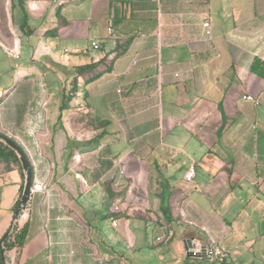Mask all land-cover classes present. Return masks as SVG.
I'll list each match as a JSON object with an SVG mask.
<instances>
[{
  "label": "crops",
  "instance_id": "obj_1",
  "mask_svg": "<svg viewBox=\"0 0 264 264\" xmlns=\"http://www.w3.org/2000/svg\"><path fill=\"white\" fill-rule=\"evenodd\" d=\"M6 4L0 134L45 191L2 264H264V0ZM23 175L0 164V238Z\"/></svg>",
  "mask_w": 264,
  "mask_h": 264
},
{
  "label": "trees",
  "instance_id": "obj_2",
  "mask_svg": "<svg viewBox=\"0 0 264 264\" xmlns=\"http://www.w3.org/2000/svg\"><path fill=\"white\" fill-rule=\"evenodd\" d=\"M95 65H88L85 67L77 68L78 73H82L85 71H89L93 69ZM5 136L0 134V164L4 166V169L6 171L12 170L14 167H17L20 171L22 176V168L20 164V160L18 158V155L14 150H12L9 146H7L4 142ZM23 187H21V193H22ZM19 201L16 204L15 211L19 208ZM25 234H26V225H23L22 227H18L17 224H15L11 231H8L0 238V254L9 252L11 250H19L24 243L25 240ZM0 264H2V261L0 259Z\"/></svg>",
  "mask_w": 264,
  "mask_h": 264
},
{
  "label": "water",
  "instance_id": "obj_3",
  "mask_svg": "<svg viewBox=\"0 0 264 264\" xmlns=\"http://www.w3.org/2000/svg\"><path fill=\"white\" fill-rule=\"evenodd\" d=\"M4 142L12 150H14L16 152V154L18 155V158H19L20 164H21V168L25 174L24 185H23V189H22V193H21V197H20V201H19V208L15 212V216H16V218H18V216L21 214L23 209H25V206L27 205V203L30 200L31 186L33 184V169H32V166H31L25 152L17 143H15L13 140H11L8 137L4 138ZM195 249H200L199 250L200 254L204 256L205 247H201L199 244H194L191 239L186 241L185 250L187 252H189V254H192V252Z\"/></svg>",
  "mask_w": 264,
  "mask_h": 264
},
{
  "label": "built area",
  "instance_id": "obj_4",
  "mask_svg": "<svg viewBox=\"0 0 264 264\" xmlns=\"http://www.w3.org/2000/svg\"><path fill=\"white\" fill-rule=\"evenodd\" d=\"M58 5H61V3L59 2ZM203 27L206 29V34L209 35V33H210V25H209V23H207V22L204 23L203 24ZM91 48L93 50H97L99 48L98 43L93 42L91 44ZM10 54H11V56L14 59H18V54H15L13 50L10 51ZM244 99L245 100H249V101L253 100L252 97H249V96L244 97ZM193 176H194V167L193 166H190L189 167V170L187 171V173L184 176V179L187 182H191ZM44 191H45V187L42 185V183H33L32 186H31V195H33L35 193H42ZM19 217L21 218V217H23V215H21ZM20 218L16 219V221L14 222V224L17 223ZM113 225L114 226L116 225V222L115 221L113 222ZM10 231H11V229H10ZM199 250L200 249H195L192 252V255L193 256L199 255L200 254V251ZM221 255H222V249L220 247H218L217 245L211 244V245L205 247L204 256H205V258L207 260H209L211 262L216 261L219 257H221Z\"/></svg>",
  "mask_w": 264,
  "mask_h": 264
},
{
  "label": "rangeland",
  "instance_id": "obj_5",
  "mask_svg": "<svg viewBox=\"0 0 264 264\" xmlns=\"http://www.w3.org/2000/svg\"><path fill=\"white\" fill-rule=\"evenodd\" d=\"M6 16H7V4L6 0H0V33L6 34L9 33V26L6 22ZM8 253H5V257H7ZM11 264V263H6Z\"/></svg>",
  "mask_w": 264,
  "mask_h": 264
}]
</instances>
